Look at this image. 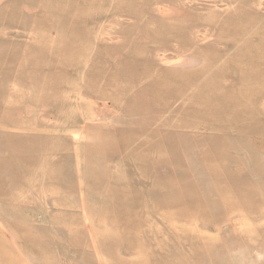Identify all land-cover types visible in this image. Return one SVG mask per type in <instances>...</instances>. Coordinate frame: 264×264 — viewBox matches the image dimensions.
I'll return each mask as SVG.
<instances>
[{
	"label": "rangeland",
	"instance_id": "rangeland-1",
	"mask_svg": "<svg viewBox=\"0 0 264 264\" xmlns=\"http://www.w3.org/2000/svg\"><path fill=\"white\" fill-rule=\"evenodd\" d=\"M0 264H264V0H0Z\"/></svg>",
	"mask_w": 264,
	"mask_h": 264
}]
</instances>
